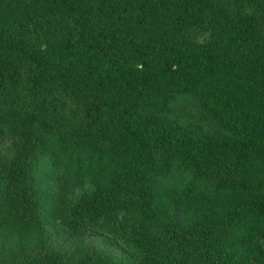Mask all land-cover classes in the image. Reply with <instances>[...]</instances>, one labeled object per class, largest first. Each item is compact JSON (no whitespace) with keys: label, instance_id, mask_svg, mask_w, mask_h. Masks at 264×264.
<instances>
[{"label":"trees","instance_id":"1","mask_svg":"<svg viewBox=\"0 0 264 264\" xmlns=\"http://www.w3.org/2000/svg\"><path fill=\"white\" fill-rule=\"evenodd\" d=\"M179 95L195 98L228 135L200 136L147 116ZM0 161L4 216L40 234L0 264H126L115 250L56 245L42 221L33 169L53 142L93 189L70 205L69 225L98 222L132 206L145 221L162 213L160 179L191 167L197 179L230 161L235 178L197 208L229 206L154 234L116 233L136 264H264L257 249L234 261L229 228L264 233V0H0ZM252 166L260 192L246 184Z\"/></svg>","mask_w":264,"mask_h":264},{"label":"rangeland","instance_id":"2","mask_svg":"<svg viewBox=\"0 0 264 264\" xmlns=\"http://www.w3.org/2000/svg\"><path fill=\"white\" fill-rule=\"evenodd\" d=\"M9 107L0 104V117L6 116ZM147 116L177 123L182 128L191 130L196 135L213 136L228 135L214 120L210 111L205 110L198 101L186 95H179L162 110H147ZM9 140V139H8ZM8 140L5 138L0 145V161L9 157ZM63 151L53 142L33 169L34 190L41 203L42 221L48 226V235L60 247L74 248L83 243L102 245L115 250L126 264H136L139 249L125 242L116 233L117 226L146 231L154 234L158 230L169 229L176 225H185L191 220L211 214L220 217L231 206L226 201L216 210L197 208L184 199L179 200L181 193L191 184L195 192H203L209 196L216 189L218 179L229 182L235 178L233 165L225 161L219 167H213L207 178L197 179L191 167L183 168L175 162L171 171L160 179V189L164 193L161 204L162 213L156 220L145 221L139 215L137 208L132 206L126 210L115 212L98 222H83L76 226L69 225L70 205L82 191L93 189L92 183L81 181V177L88 174L81 172L75 176L74 167H67ZM250 179L246 186L251 192H260L259 177L256 170L249 166ZM7 177L0 170V260L10 257L11 252L19 244L34 245L40 234L36 230H21L10 225L4 216V200L6 196ZM230 251L234 261L241 260L247 255H254L257 249L264 250V233L254 232L253 228L243 230L238 227L229 228Z\"/></svg>","mask_w":264,"mask_h":264}]
</instances>
